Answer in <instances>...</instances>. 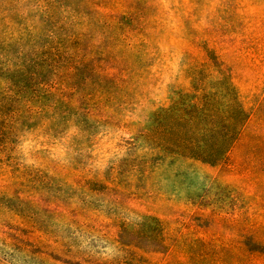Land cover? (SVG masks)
I'll use <instances>...</instances> for the list:
<instances>
[{
	"label": "rangeland",
	"instance_id": "1",
	"mask_svg": "<svg viewBox=\"0 0 264 264\" xmlns=\"http://www.w3.org/2000/svg\"><path fill=\"white\" fill-rule=\"evenodd\" d=\"M46 1L0 0V47L43 42ZM135 2L101 121L57 112L2 151L0 264H264V6Z\"/></svg>",
	"mask_w": 264,
	"mask_h": 264
},
{
	"label": "trees",
	"instance_id": "2",
	"mask_svg": "<svg viewBox=\"0 0 264 264\" xmlns=\"http://www.w3.org/2000/svg\"><path fill=\"white\" fill-rule=\"evenodd\" d=\"M242 1L239 0L236 7L241 12L245 8ZM248 1L249 6H264V0ZM118 4L123 10L116 13L121 14L112 15L114 5L110 0H80L76 3L72 0H47L43 15L53 29L40 30L42 37L39 40L43 42H35L32 47L22 49L19 55L10 54L4 45L0 47V165L6 145L14 143V138L24 128L40 127L38 118L51 122L57 112H64L69 117L77 109L76 113L83 115L84 125H89V118L101 121V114L107 110L105 104L118 97L120 87L126 83L123 77L128 74L126 68L119 67L115 49L121 36L132 32L134 26L130 20L142 15L135 0H120ZM98 8L107 9L110 13L100 12ZM260 11L258 14L261 13L264 19V8ZM258 14L247 16L249 26H254V18ZM94 17L97 18L95 22ZM120 18L123 22L117 25L108 22ZM98 19L103 23L100 24ZM260 27L264 29V25ZM28 28L27 25L19 32V38ZM95 30L100 35L102 31L107 33V40H101V47L88 44V36ZM261 105L258 102L255 110ZM105 117L109 118L108 115ZM249 120L250 115L235 132L233 143ZM148 125L146 122L142 133H136L135 137H149ZM6 133L11 137H5ZM10 188L19 190L13 184Z\"/></svg>",
	"mask_w": 264,
	"mask_h": 264
}]
</instances>
